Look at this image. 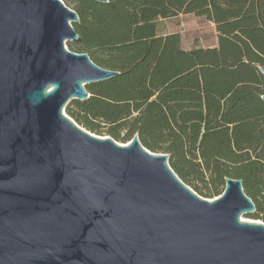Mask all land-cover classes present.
<instances>
[{"label":"water","instance_id":"obj_1","mask_svg":"<svg viewBox=\"0 0 264 264\" xmlns=\"http://www.w3.org/2000/svg\"><path fill=\"white\" fill-rule=\"evenodd\" d=\"M77 21L61 0H0V264H264L240 180L202 198L137 136L65 114L118 75L67 49Z\"/></svg>","mask_w":264,"mask_h":264},{"label":"trees","instance_id":"obj_2","mask_svg":"<svg viewBox=\"0 0 264 264\" xmlns=\"http://www.w3.org/2000/svg\"><path fill=\"white\" fill-rule=\"evenodd\" d=\"M61 1L78 17L67 49L118 73L86 84L65 114L120 144L137 136L202 198L240 180L255 208L245 218L264 222V0ZM187 14L213 24L216 46L157 34L160 19Z\"/></svg>","mask_w":264,"mask_h":264},{"label":"rangeland","instance_id":"obj_3","mask_svg":"<svg viewBox=\"0 0 264 264\" xmlns=\"http://www.w3.org/2000/svg\"><path fill=\"white\" fill-rule=\"evenodd\" d=\"M156 30L158 35L178 33L181 48L184 50L209 48L217 44V34L213 24L207 22L202 17L191 14L179 15L166 20L160 19L157 23ZM245 216L247 215L243 217ZM256 222L264 224L261 220H256Z\"/></svg>","mask_w":264,"mask_h":264},{"label":"bare ground","instance_id":"obj_4","mask_svg":"<svg viewBox=\"0 0 264 264\" xmlns=\"http://www.w3.org/2000/svg\"><path fill=\"white\" fill-rule=\"evenodd\" d=\"M241 221H245V219L243 217H241Z\"/></svg>","mask_w":264,"mask_h":264}]
</instances>
